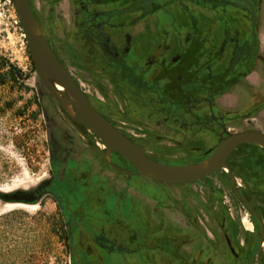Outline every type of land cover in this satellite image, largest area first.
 Listing matches in <instances>:
<instances>
[{"label": "flooded vegetation", "instance_id": "obj_1", "mask_svg": "<svg viewBox=\"0 0 264 264\" xmlns=\"http://www.w3.org/2000/svg\"><path fill=\"white\" fill-rule=\"evenodd\" d=\"M28 1L103 118L149 158L201 168L149 179L50 94L51 173L16 200L54 201L71 264H264V146L225 151L264 133V0Z\"/></svg>", "mask_w": 264, "mask_h": 264}, {"label": "rangeland", "instance_id": "obj_2", "mask_svg": "<svg viewBox=\"0 0 264 264\" xmlns=\"http://www.w3.org/2000/svg\"><path fill=\"white\" fill-rule=\"evenodd\" d=\"M0 69V264H71L50 197L25 203L32 209L9 205L49 178L48 116L64 117L36 73L12 0H0Z\"/></svg>", "mask_w": 264, "mask_h": 264}, {"label": "water", "instance_id": "obj_3", "mask_svg": "<svg viewBox=\"0 0 264 264\" xmlns=\"http://www.w3.org/2000/svg\"><path fill=\"white\" fill-rule=\"evenodd\" d=\"M12 2L25 33L30 56L40 80L51 96L65 110L69 111L77 122L105 143L109 155L116 152L124 157L137 173L149 179L169 184L176 180L187 181L199 176L201 168L197 166L178 168L157 162L149 158L136 144L120 134L92 107L76 81L60 63L40 31L29 1L12 0ZM56 84L64 88L67 93L66 97L58 93ZM70 107L73 111L69 109ZM245 142H257L264 146V133L255 130L232 135L225 145V151L229 153L237 145ZM14 204H25V202H15Z\"/></svg>", "mask_w": 264, "mask_h": 264}, {"label": "bare ground", "instance_id": "obj_4", "mask_svg": "<svg viewBox=\"0 0 264 264\" xmlns=\"http://www.w3.org/2000/svg\"><path fill=\"white\" fill-rule=\"evenodd\" d=\"M55 87H56V90L58 91V93L60 94V95H62V94H64L65 93V90H64V88L62 87V86H60V85H58V84H56L55 85ZM71 111H73V109L70 107L69 108ZM12 203H10L9 205H11ZM13 206H11L12 208H20V207H23V208H28V209H32V208H34V207H31L32 205H29V206H23V205H19V204H12Z\"/></svg>", "mask_w": 264, "mask_h": 264}, {"label": "trees", "instance_id": "obj_5", "mask_svg": "<svg viewBox=\"0 0 264 264\" xmlns=\"http://www.w3.org/2000/svg\"><path fill=\"white\" fill-rule=\"evenodd\" d=\"M1 70V69H0ZM1 84V83H0ZM4 84V83H3ZM8 199H10V198H8Z\"/></svg>", "mask_w": 264, "mask_h": 264}]
</instances>
